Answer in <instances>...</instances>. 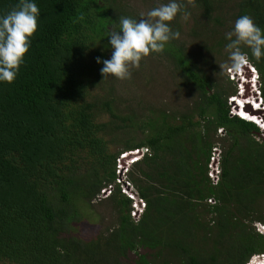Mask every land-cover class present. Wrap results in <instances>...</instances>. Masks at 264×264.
Here are the masks:
<instances>
[{
	"label": "trees",
	"instance_id": "1",
	"mask_svg": "<svg viewBox=\"0 0 264 264\" xmlns=\"http://www.w3.org/2000/svg\"><path fill=\"white\" fill-rule=\"evenodd\" d=\"M115 1L31 0L39 29L15 81L0 83V264H245L264 253V237L244 223L264 220L254 216L264 192V144L252 139L258 128L231 116L227 98L236 90L205 77L175 40L164 53L197 92L186 113L148 107L137 114L103 92L116 78L104 80L97 59L112 55L108 34L119 18L133 19ZM215 1L191 5L201 33L218 34V47L242 15L264 31V0H235L227 32ZM177 2L189 8L188 0ZM18 3L0 0V15ZM175 20L169 26L178 31ZM243 51L264 102V56L257 61ZM220 129L230 144L212 186L208 164L213 148L221 149L211 138ZM142 147L148 153L128 172L145 202L139 220L115 185L105 198L115 226L80 236L87 208L115 182L119 153ZM203 214L214 217L204 222Z\"/></svg>",
	"mask_w": 264,
	"mask_h": 264
},
{
	"label": "rangeland",
	"instance_id": "2",
	"mask_svg": "<svg viewBox=\"0 0 264 264\" xmlns=\"http://www.w3.org/2000/svg\"><path fill=\"white\" fill-rule=\"evenodd\" d=\"M235 0H216L218 3L219 10L222 17V24L225 27L223 31H228V27H233L231 25V16L233 13V6ZM169 0H116L113 3L115 9L123 10L124 13L133 16V19H141L140 14L147 13L159 4L168 3ZM112 3V2H111ZM189 8L186 11L191 13L190 18L187 20H182L180 17L177 18L175 22L179 23L180 39L175 40L174 44L176 47H182L190 59L191 64L197 67L209 80L216 83L218 86L223 88H230L231 91L236 90L235 98L236 102H259L257 101L258 89V75L255 72V88L250 87L253 85L247 84L250 79L253 78L247 73V69L250 71V67L245 66L247 69L243 71L242 76L240 75H230L228 73H221L222 69L219 65L228 62V53L225 51V46L218 47L216 45L218 39V34L204 33L202 34L201 27H197L193 19L197 20L198 25L201 22V15L196 6L191 4L187 5ZM117 10H114L116 15ZM187 22V23H185ZM205 26V25H204ZM228 26V27H227ZM178 25H176V28ZM175 28V29H176ZM206 29L209 30L210 26L206 25ZM201 30V31H200ZM206 31V30H205ZM222 31V32H223ZM111 56L109 57V59ZM251 73V72H250ZM112 79V77H111ZM228 79L229 81L227 82ZM242 79L245 84L242 83ZM253 80V79H252ZM245 90H244V86ZM111 87H114L112 91ZM244 91V96L240 93ZM111 91L112 95L118 101V105L123 106L125 109L134 108L138 113H143L144 108L152 107L153 109H161L170 111L171 113L183 114L186 113L197 99V92L191 87V85L186 84L182 81L179 71L175 68L174 61L171 57L165 54L152 53L148 57L141 61L139 69H131V79L126 80H111L107 84V87L103 89V92ZM232 98V97H231ZM250 99V100H249ZM249 100V101H248ZM237 103L230 102V96L227 98V105L231 116L235 115V105ZM249 106V105H248ZM255 106L257 104L255 103ZM250 107V106H249ZM252 111V109H251ZM245 118H253L249 114L240 113ZM246 115V116H245ZM257 117V116H256ZM256 142L263 144L257 135L252 137ZM211 142L215 146L222 150H227L229 147V140L225 136L223 131L217 130L216 134L212 136ZM117 151L116 147L112 148ZM119 150V149H118ZM238 150L233 152V157L238 155ZM212 186L215 185V179L212 177ZM209 179V178H208ZM220 179V177H219ZM106 194H101L98 198L91 202V206L87 208L88 217L85 224L80 226L79 234L80 236H94L103 232L107 228H112L115 226L117 217L113 211V208L107 205ZM207 203H214L213 200H207ZM260 209L258 213L254 216L264 217V192L258 201ZM202 209V208H201ZM214 214H203L202 221L207 222ZM246 229L251 230L258 234L264 235V230L260 227L264 224V220L254 221L251 224L247 223ZM264 237V236H263ZM124 264V263H122Z\"/></svg>",
	"mask_w": 264,
	"mask_h": 264
},
{
	"label": "clouds",
	"instance_id": "3",
	"mask_svg": "<svg viewBox=\"0 0 264 264\" xmlns=\"http://www.w3.org/2000/svg\"><path fill=\"white\" fill-rule=\"evenodd\" d=\"M188 4H192V0H188ZM185 9L184 3L169 0L168 3L159 4L146 14L142 12L139 20L121 16L118 22L119 27L113 25L108 34L113 49L111 58L103 61L97 59L98 63L104 65L101 68L104 80L110 76L118 80L131 79V69H139L144 58L152 53L162 54L170 41L179 40L180 32L173 31L169 25L180 13H182V20H188L191 13ZM39 15L40 10L37 4L31 0H19L14 9L0 15V83L11 84L15 81L29 53L31 40L39 29ZM225 37L228 40L225 46L228 62L219 65L222 69L221 73L242 76L244 69H247L245 66H248L255 74L256 71L250 65L249 55L243 51V48L250 49L251 56L259 61L264 56V31L256 25L252 17L242 15L235 21L234 30L227 32ZM252 79L247 84L253 83L250 87L255 88V80ZM234 96L230 97V102H233ZM256 98L263 103L259 110L249 103H246L244 107L249 108L250 106L252 112L263 111L264 102L260 95L257 94ZM235 116L254 124L259 129L254 121ZM252 264H264V258L255 259Z\"/></svg>",
	"mask_w": 264,
	"mask_h": 264
},
{
	"label": "built area",
	"instance_id": "4",
	"mask_svg": "<svg viewBox=\"0 0 264 264\" xmlns=\"http://www.w3.org/2000/svg\"><path fill=\"white\" fill-rule=\"evenodd\" d=\"M257 94L258 96L260 95L259 91L257 92ZM260 115L262 117L261 120L264 119V111ZM258 126L259 129L257 136L260 140H262L261 142H263L264 144V126L259 124ZM219 131L221 132L222 130L220 129ZM220 152L221 151L218 148H213L210 161L208 164L207 177L209 178V180L210 178L213 180L212 177H214L215 185H217L220 177V168H219ZM147 153L148 150L144 147L119 153L118 157L116 158V165H115V174H116L115 182L114 184L108 185L107 187L102 189L100 193V195L106 194L107 197L110 195L114 186L117 185L120 189V193L126 196L131 201L130 215L134 221L139 220V217L145 208V202L143 201L142 198L138 196L133 184L128 179V172L131 169V166L134 165L136 162H138L140 159H142ZM212 180H210L211 183ZM260 227L262 228V230H264V224H262ZM253 257L256 260H261L264 258V253L258 254L256 256H252L251 259H249V261L246 262L245 264H252V262L255 260Z\"/></svg>",
	"mask_w": 264,
	"mask_h": 264
},
{
	"label": "bare ground",
	"instance_id": "5",
	"mask_svg": "<svg viewBox=\"0 0 264 264\" xmlns=\"http://www.w3.org/2000/svg\"><path fill=\"white\" fill-rule=\"evenodd\" d=\"M247 71V73L248 74H250L251 76H253V80H255V75H254V72L252 71L251 73H250V71L247 69L246 70ZM245 87V86H244ZM242 95H244L243 93H241ZM250 100V99H249ZM248 100V101H249ZM257 101H258V99H256ZM233 102L235 103V100H233ZM237 104L235 105V110H236V112L234 113L235 115H238V116H241V117H243V118H245L244 116H242L240 113H243V114H249L251 117H253V118H245V119H248V120H252V121H254L255 123H257V124H259V125H263L264 126V119H262L261 120V115L260 114H262V112L264 111V109H263V111H261V112H250V111H245L244 109H246V107H244V106H246L245 104L246 103H249V105H253V107L255 108V109H257V110H259V108L263 105V103H261L260 102V105H258V102H255L256 104H257V106L258 107H256L255 106V103L253 104L252 102L250 103V102H245V101H242V99L240 100V101H238V102H236ZM250 109H251V107H249ZM256 110V111H257ZM246 116V115H245ZM257 116V117H256Z\"/></svg>",
	"mask_w": 264,
	"mask_h": 264
},
{
	"label": "water",
	"instance_id": "6",
	"mask_svg": "<svg viewBox=\"0 0 264 264\" xmlns=\"http://www.w3.org/2000/svg\"><path fill=\"white\" fill-rule=\"evenodd\" d=\"M258 84V83H257ZM258 99V98H257ZM258 101H259V99H258ZM245 111H250L251 112V109L250 108H246V109H244Z\"/></svg>",
	"mask_w": 264,
	"mask_h": 264
}]
</instances>
